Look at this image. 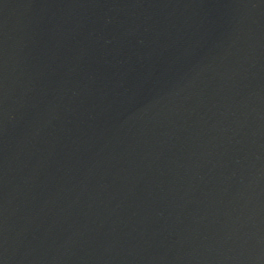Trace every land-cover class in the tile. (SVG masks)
Listing matches in <instances>:
<instances>
[{
  "label": "water",
  "instance_id": "water-1",
  "mask_svg": "<svg viewBox=\"0 0 264 264\" xmlns=\"http://www.w3.org/2000/svg\"><path fill=\"white\" fill-rule=\"evenodd\" d=\"M0 264H264V0H0Z\"/></svg>",
  "mask_w": 264,
  "mask_h": 264
}]
</instances>
